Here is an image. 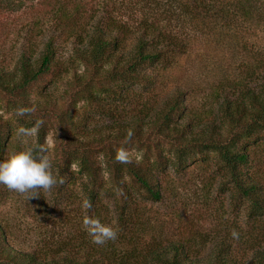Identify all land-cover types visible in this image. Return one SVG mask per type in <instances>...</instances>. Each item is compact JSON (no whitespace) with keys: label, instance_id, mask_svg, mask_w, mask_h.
Masks as SVG:
<instances>
[{"label":"trees","instance_id":"trees-1","mask_svg":"<svg viewBox=\"0 0 264 264\" xmlns=\"http://www.w3.org/2000/svg\"><path fill=\"white\" fill-rule=\"evenodd\" d=\"M33 1L0 0V16L23 9L26 21L16 30L22 40L1 50L3 56L11 50L15 64L0 61V94L18 127L35 129L25 146L0 115V160L21 149L47 157L53 130L57 183L50 190L67 204L30 249L22 247L15 218L0 215V263L264 264V159L252 149L264 137V49L254 51L247 38L252 29L264 30V0ZM63 42L72 44L68 55ZM178 62L172 81L165 72ZM69 73L62 95L46 87L32 94L48 75ZM81 99L106 109L110 122L77 117ZM196 154L214 155L245 202L248 223L233 230L238 238L233 231L215 238L198 229L179 233V210L170 223L147 207L167 190L176 193L164 174L171 165L179 172ZM28 192L46 217L45 190ZM83 197L91 207L81 221L114 224L115 240L96 245L84 225L73 223L70 207Z\"/></svg>","mask_w":264,"mask_h":264},{"label":"rangeland","instance_id":"rangeland-1","mask_svg":"<svg viewBox=\"0 0 264 264\" xmlns=\"http://www.w3.org/2000/svg\"><path fill=\"white\" fill-rule=\"evenodd\" d=\"M37 0L33 1V4ZM29 6L31 3H27ZM27 12H30L29 7H27ZM24 17L23 9L17 11L16 13L3 14L0 16L4 27L2 28V33L0 35V61H5L6 65L11 69L14 68L15 60L11 59L14 54L10 51L8 54L3 56V48L8 50L14 43V40L19 38L17 35V29L24 24L26 21L22 20ZM249 39V45L253 46L254 51L260 52L264 49V30L260 31L257 29H252L249 34H247ZM62 53L68 55L72 44L70 42L62 43ZM64 47V48H63ZM189 59L185 57L180 58V63L189 64ZM185 64V65H186ZM80 70L83 69L81 65L78 67ZM166 77L170 75L171 80L179 75V62L177 65L166 71ZM70 77L69 74H61V76H51L48 75L37 84L32 87V94H35L42 87H46V90L52 91L53 95H62L66 89L65 81ZM169 77V79H170ZM168 83L169 88L172 87L173 83ZM142 90H138L140 93ZM144 93L143 91L140 95ZM107 96L108 94H102ZM111 99V95H109ZM111 102L118 103L119 101L112 100ZM120 103V102H119ZM128 107L127 109L134 111V105L123 104V106ZM78 107L81 108L79 111L82 116L77 115V117H88V121L94 124H102L110 122L112 115L107 112L106 109L99 108L93 104H88L85 100L78 101ZM0 115L3 120H8L12 127L18 128L17 131L20 133L22 142L24 145L32 143L34 137V131L31 135H25L17 122L12 109L6 103L5 97L0 94ZM27 130H33L27 129ZM53 130H50L47 135L48 144V156L47 158L52 163L55 158V150L53 143ZM258 142L261 144H252V149L259 154L262 159H264V137L259 138ZM167 149V148H166ZM125 151L131 153H137V148L135 146L125 147ZM175 161V158H173ZM264 168V166H262ZM260 167V171H262ZM170 182L169 185L174 186L175 194L167 190L165 197L157 202L146 201L147 207L152 211L153 216H158L161 220L167 219L170 223L175 217L174 212L179 210V233L182 231L188 232L190 229H198L203 233H208L209 237H216L218 235L231 233L233 230H239L247 228V216H246V204L240 198H238L231 185L228 183L224 176L223 170L218 162V159L212 155H202L196 154L187 160L185 166L179 168V172L175 171L173 166L168 167V175L164 174V179ZM17 193V194H15ZM81 195V193H79ZM46 199L48 201L49 207L47 210L49 214H46L48 218L45 223L44 215L39 214L35 209V204L29 196V192L18 193L9 190L6 186L0 185V215H9L15 218V222L19 224L20 229L17 231L20 235V240L22 247L25 249H30L29 245L34 244L36 241L42 239L44 233L52 227V218L59 217V209L61 206H65L67 201L62 198H56L50 189L45 190ZM140 199V198H139ZM109 203V207L113 212V204L109 198L106 199ZM85 198H82V202L79 200L70 207L71 220L73 218V223H80L83 225V221L79 215H87L88 208L85 207ZM63 213V211H62ZM61 213V215H62ZM114 213V212H113ZM65 214V212L63 213ZM82 215V216H83ZM44 216V217H42ZM61 219V218H59ZM63 222V221H62ZM47 225V226H46ZM64 224L58 226V230L63 229ZM24 238V241L22 239ZM211 244L207 243L204 249H207ZM236 247H245L244 242H236ZM2 264V263H0Z\"/></svg>","mask_w":264,"mask_h":264},{"label":"clouds","instance_id":"clouds-1","mask_svg":"<svg viewBox=\"0 0 264 264\" xmlns=\"http://www.w3.org/2000/svg\"><path fill=\"white\" fill-rule=\"evenodd\" d=\"M24 109L18 110V115L24 114ZM37 122V126H39ZM33 130H22L25 135H31ZM42 151H45L42 149ZM52 165L47 157L37 158L30 149H21L11 153L6 159L0 160V185L18 193L30 190H48L57 183L51 170ZM62 182V181H61ZM31 197V196H30ZM85 207H91L85 203ZM83 225L92 243L104 245L118 236V229L112 223H106L100 217L89 216L84 219ZM234 238L238 233L233 231Z\"/></svg>","mask_w":264,"mask_h":264}]
</instances>
